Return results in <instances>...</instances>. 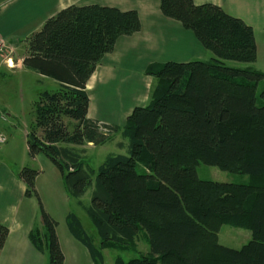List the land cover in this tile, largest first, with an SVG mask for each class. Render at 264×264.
I'll return each mask as SVG.
<instances>
[{
	"label": "trees",
	"instance_id": "1",
	"mask_svg": "<svg viewBox=\"0 0 264 264\" xmlns=\"http://www.w3.org/2000/svg\"><path fill=\"white\" fill-rule=\"evenodd\" d=\"M161 11L193 32L211 58L150 65L149 102L136 107L124 127L88 117L87 83L120 37L141 31L136 11L71 6L28 39L24 69L59 84L35 103L29 155L46 156L80 205L93 188L85 209L101 249L136 246L143 234L149 252L116 264H264V106L257 98L264 73L225 64L257 61L254 30L213 4L161 0ZM117 134L127 141L118 144L127 155L111 154L98 169L85 164L78 147L104 146ZM201 164L249 181L201 180ZM38 175L30 168L19 173L29 198H38ZM42 221L48 235L35 227L31 243L44 254L48 238L50 264H64L56 223L44 211ZM67 224L95 264L103 262L79 218L71 213ZM223 226L245 229L252 239L240 249L226 247L219 242ZM8 234L0 225V250Z\"/></svg>",
	"mask_w": 264,
	"mask_h": 264
},
{
	"label": "crops",
	"instance_id": "2",
	"mask_svg": "<svg viewBox=\"0 0 264 264\" xmlns=\"http://www.w3.org/2000/svg\"><path fill=\"white\" fill-rule=\"evenodd\" d=\"M192 1L197 6H219L243 21L261 18V0ZM93 5L136 11L142 27L132 36L120 37L113 53L103 58L88 81V117L92 120L124 127L132 111L149 102L153 78L146 75V70L150 65L186 63L209 57L193 32L162 13L161 0H0V71L3 68L8 72L24 70L28 39L40 31L48 19L71 6ZM244 22L254 30L253 25ZM22 45L26 48L19 56L17 51ZM122 144L126 146V142ZM100 147L89 143L78 149L84 153ZM20 172L0 160V225L9 230L0 250V264H43L44 254L30 241V232L38 226L37 214L33 211L32 216L26 210L31 198L26 196ZM38 180L39 176L37 188Z\"/></svg>",
	"mask_w": 264,
	"mask_h": 264
},
{
	"label": "rangeland",
	"instance_id": "3",
	"mask_svg": "<svg viewBox=\"0 0 264 264\" xmlns=\"http://www.w3.org/2000/svg\"><path fill=\"white\" fill-rule=\"evenodd\" d=\"M254 27L258 50L257 61L254 64H246L234 61H226V65L236 68H251L264 73V0H261L260 20H244ZM25 46L22 45L17 54L24 53ZM15 55V54H14ZM211 55L205 60H209ZM13 63V62H12ZM12 66H14L12 64ZM15 70V69H13ZM59 84L47 77L26 69L8 72L5 68L0 71V132L8 138V143L0 145V160L9 164L14 171L30 168L39 173V180L35 186L38 198L31 197L27 201L26 210L36 211L37 227L48 235L47 227L43 225L42 212L44 211L56 223V236L62 252L66 256L64 264H95L87 248L71 234L67 217L75 214L82 223L85 232L94 240L97 248L101 249V240L88 216L86 207L91 205L93 188H89L82 197V205L77 200L68 197L62 177L58 169L44 155L32 158L29 155L27 145V134L35 121V103L40 94L44 92H56ZM264 91V79L258 83L257 98L258 105L264 106L261 93ZM4 119V120H3ZM73 126L70 127L72 130ZM121 142H126L120 134L114 136V140L96 150L81 152L85 164L93 169H98L111 154L127 155L126 150L118 147ZM198 177L205 181L220 183H246L248 175L224 172L217 167L199 165L197 167ZM38 189V191H37ZM252 239L251 232L245 229L223 226L219 232L220 244L240 249ZM45 243V259L43 264H50L49 239ZM103 262L98 264H116L118 258L128 261L149 252V246L143 236L136 242V246H123L101 249Z\"/></svg>",
	"mask_w": 264,
	"mask_h": 264
},
{
	"label": "built area",
	"instance_id": "4",
	"mask_svg": "<svg viewBox=\"0 0 264 264\" xmlns=\"http://www.w3.org/2000/svg\"><path fill=\"white\" fill-rule=\"evenodd\" d=\"M8 142L7 136L5 134L0 132V145H4Z\"/></svg>",
	"mask_w": 264,
	"mask_h": 264
},
{
	"label": "bare ground",
	"instance_id": "5",
	"mask_svg": "<svg viewBox=\"0 0 264 264\" xmlns=\"http://www.w3.org/2000/svg\"><path fill=\"white\" fill-rule=\"evenodd\" d=\"M11 64H13V63H11Z\"/></svg>",
	"mask_w": 264,
	"mask_h": 264
}]
</instances>
